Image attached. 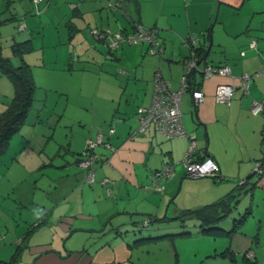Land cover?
Here are the masks:
<instances>
[{"label":"crops","instance_id":"0c3cea01","mask_svg":"<svg viewBox=\"0 0 264 264\" xmlns=\"http://www.w3.org/2000/svg\"><path fill=\"white\" fill-rule=\"evenodd\" d=\"M116 3L7 0L5 14L0 12L2 25L10 24L17 31L22 22L30 37L32 30L43 37L39 28L46 23L45 15L60 20L63 26L56 27V34L52 30L53 38L60 40L63 35L70 42L80 32L81 58L97 68L88 104L77 100L83 115L70 123L77 130L52 123L54 129L37 131L39 116L26 123L29 130L22 129L23 123L8 140L0 160V264L10 258L13 264H132L133 247L154 241L153 232L174 229L180 211L203 206L225 213L214 224L231 226L225 235L229 253L251 252L257 264L258 250L264 248V174L254 173L253 165L264 157V0H119L118 7ZM35 11L40 17H33ZM136 25L157 30L160 53L147 54L142 42L111 50L105 45L107 37L96 39L90 33L91 29L128 33ZM187 36L195 39V50L207 51L205 63L226 64L230 69L228 77L202 81L194 72L192 84L202 91L203 99L194 106L187 89L180 103L181 125L194 137L190 157L211 158L219 174L214 179L186 177L182 157L190 139H165L152 125L131 134L137 126L136 107L150 103L153 69H159L171 89L178 86L180 65L189 53ZM252 39L255 48L248 49ZM87 43L94 54L84 53ZM129 51L136 54L133 63L122 61L123 54L131 57ZM242 73L251 75L248 93L236 92L227 104L215 102L216 85L237 83ZM6 84L10 88L0 91V112L12 94L11 84ZM252 102H262L256 115L250 113ZM58 127L64 141L54 138ZM98 135L111 149L94 148L93 182L87 183L84 170L76 164L85 142ZM30 147L35 161L25 163L22 158L21 166L16 165ZM165 164L172 166L170 176L159 181L161 192L154 191L149 175ZM16 168V174H8ZM103 178L109 180L106 185L100 183ZM243 215V221L232 226ZM144 218L158 223L141 228Z\"/></svg>","mask_w":264,"mask_h":264},{"label":"rangeland","instance_id":"374dc122","mask_svg":"<svg viewBox=\"0 0 264 264\" xmlns=\"http://www.w3.org/2000/svg\"><path fill=\"white\" fill-rule=\"evenodd\" d=\"M6 10L7 0H3V3L0 2V12L5 14ZM33 14V17H40L37 15V11ZM45 17L47 18L46 23L42 24V21H44L42 20V26L39 28L43 32V37L38 35L39 33L35 30H32L30 37L28 30H17L16 26L17 31H15L10 24L2 25L0 23V56L2 58L8 57L7 64L9 66L14 67L22 63L27 65L32 77L34 84L33 100L22 129L24 131L29 130L26 123L30 119L40 116L42 120H36L35 127L37 131H45L49 127L52 130L53 124L58 123L59 126L66 125L67 129L72 126L71 128L74 132L77 130V126L70 123L72 120L73 123L75 120L77 122L79 115H83L81 104L79 103H87L93 95L97 68L91 60L81 58V47L78 46L82 39L80 32L74 33L75 37L71 38L70 42L67 37H62L63 35L60 36V40H58V37L55 39L53 38L54 34H56L55 29L57 26L59 28L63 26V22L52 17L48 18L46 15ZM52 30H54V34ZM89 40L88 43L92 42L91 40L89 42ZM22 41H27L26 45H24V50L16 45L12 51L11 44ZM88 43L84 47L86 48L84 53L94 54L95 50ZM137 43L141 42L138 41L130 45L120 44L118 47L122 45L130 48ZM114 49H117V47L111 50ZM21 50L25 52L22 54ZM35 53L37 54L36 58H34ZM126 53L131 57L126 56V58L123 54L122 61L133 63L131 61L135 60L136 54L133 51ZM23 55L26 56L22 59ZM25 59H28L29 62H25ZM0 81V91L9 90L10 87L6 83L10 84V82L2 74H0ZM79 92H81V96L87 95V97H80L78 95ZM77 100H79V103ZM61 130L62 128L58 127L53 131L55 132L54 138L56 141H64L61 137ZM16 136L14 138H20V134ZM28 150L22 153L19 161L14 160L16 165L21 166L22 158L25 163H28V161L33 163L35 161V158H31L30 155L31 147ZM6 152H8V156L10 154L9 148ZM1 155L0 160L2 158ZM29 158L31 159L28 160ZM16 170L19 171L18 168L12 169V172L8 170V174H16ZM153 223H158V221ZM199 228L191 220H186L182 230L166 232L170 233L169 236H163L154 241H145L142 244L139 241L138 244L141 245L131 249L132 264H256L253 263V260L244 258L240 253H229L225 235H218V231L216 235L204 234L199 231ZM251 229L248 226L246 231L251 234ZM177 232L184 233L175 235ZM153 233L156 234L155 232ZM262 249L264 250V248ZM258 251L260 261L257 264H264V254H262V251Z\"/></svg>","mask_w":264,"mask_h":264},{"label":"built area","instance_id":"2783aa9c","mask_svg":"<svg viewBox=\"0 0 264 264\" xmlns=\"http://www.w3.org/2000/svg\"><path fill=\"white\" fill-rule=\"evenodd\" d=\"M34 3L39 0H32ZM116 7L119 5V0H116ZM23 25L17 26L18 30L23 29ZM90 33L96 39H105V45L109 49H113L120 44H133L136 42H143L146 44V53L149 55H155L160 53L161 47L157 38V30L155 28H143L139 25L133 27L132 32L128 33H108L107 31H98L91 29ZM185 44L188 47V58L181 63V76L178 86L175 89L170 88V84L166 79H163L160 75L159 69L156 67L153 69L152 78V92L150 103L146 107H138L135 111V117L137 120V126L131 134L140 133L146 128L147 125H152L155 132L160 134L165 139L174 137H186L190 139L185 153L182 157V163L184 172L188 178L208 177L214 179L218 177L217 164L209 157L201 160H192L190 157L191 152L194 150L193 136L188 135L181 125V111L180 103L183 93L189 89L191 102L195 106L203 99L202 91L192 84L191 76L194 72H197L200 76V80H205L211 76L228 77L230 75V69L228 65H211L205 63L202 67L197 64L198 57L195 50V39L192 36L185 38ZM255 40L252 39L248 43V49L255 48ZM244 51H240L239 55L242 56ZM251 75L242 73L237 78V83H220L217 84L213 99L215 102L227 104L236 92L241 94L248 93V86L250 83ZM192 84L191 86H189ZM262 110V102H252L250 107V113L252 115L258 114ZM113 132V127H110L108 133ZM103 146L110 148V146L101 141V136H96L93 140H87L85 147L81 151L79 160L77 161V167L84 170L86 182L93 181L94 165L96 162V154L93 152L94 147ZM111 149V148H110ZM172 166L171 164H165L159 169L154 170L150 175L151 187L154 191L161 192L162 186L159 185V181H162L170 176ZM253 172L258 174H264V158L257 161L253 165ZM109 182L107 178L101 179L100 183L106 185ZM107 194H110V189L106 188ZM251 252H247L246 256L251 257Z\"/></svg>","mask_w":264,"mask_h":264},{"label":"trees","instance_id":"16d2710c","mask_svg":"<svg viewBox=\"0 0 264 264\" xmlns=\"http://www.w3.org/2000/svg\"><path fill=\"white\" fill-rule=\"evenodd\" d=\"M26 42L27 41H22V42H16L14 44H11L12 51L14 50L13 48L16 45L20 46V48L24 50V45H26ZM20 52L23 54V52L25 51L21 50ZM195 52L197 56H199L198 58L200 59L202 53L198 52L197 50ZM7 62H8V57L2 58L0 56V74L4 75L8 79L12 87V94L8 102L6 103L4 109L0 112V155L5 152L7 145H8V140L10 139V137L15 132H17L19 128L21 127V125L24 123L25 117L31 107V103L33 100L32 94H33V89H34V84H33L32 77H31L28 66L22 63V64H19L13 67V66H9ZM199 178H208V177H199ZM191 179H195V178H191ZM92 182H87V183H92ZM209 207L211 206H203L195 210L180 211L174 217V222L172 223V226L174 229L172 230H182V227L185 226V221L192 219L193 221H195V224H197V227H200L199 231L204 234L216 235V232L218 231V235L219 234L228 235L231 232L230 230L231 226L225 229L221 226H217L214 224V220L218 221L219 219H221V217L224 216L225 213L221 211H217L215 207L214 208L213 207L209 208ZM220 213H223V214H220ZM244 218H245V215H243V217L237 218V220H235L234 223L232 222L233 223L232 226L234 224L238 225L239 223L243 221ZM155 221H153L151 218H147V219L144 218V220H142V222H140L139 225L141 228H146L148 225L153 224V222ZM167 226H169V224H167L166 222L163 223V227L165 229H168ZM169 231L163 230L162 233H158V234L157 232H155L156 234L150 237V239H157L163 236H169L170 233H166ZM180 232L179 233L177 232L175 235L184 233V232L183 233H180ZM246 253L247 252L243 253V257L246 258L247 260H251L252 255L251 257H247ZM13 261H14V258H10V260L6 262H1V263L2 264H13Z\"/></svg>","mask_w":264,"mask_h":264},{"label":"water","instance_id":"95a60500","mask_svg":"<svg viewBox=\"0 0 264 264\" xmlns=\"http://www.w3.org/2000/svg\"><path fill=\"white\" fill-rule=\"evenodd\" d=\"M206 52H207V51H205L204 54L201 55L200 59L197 61V64H198L201 60H203V61L205 60V58H206Z\"/></svg>","mask_w":264,"mask_h":264}]
</instances>
